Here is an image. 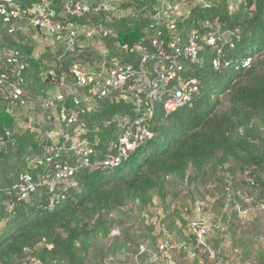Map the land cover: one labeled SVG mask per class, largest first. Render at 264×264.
I'll use <instances>...</instances> for the list:
<instances>
[{
  "label": "trees",
  "instance_id": "trees-1",
  "mask_svg": "<svg viewBox=\"0 0 264 264\" xmlns=\"http://www.w3.org/2000/svg\"><path fill=\"white\" fill-rule=\"evenodd\" d=\"M67 1L55 0L53 8L61 13ZM75 1L92 9L72 19L99 35L82 37L72 50L44 35L53 45L36 55L26 35L9 34L1 20L0 38L2 49L18 51L28 62L19 83L28 97L38 102L60 89L68 111H78L92 161L115 154L120 125L139 114L115 95L92 100V111L75 105L82 89L73 70H99L103 58L138 64L133 50H153L159 30L153 17L167 5L180 4L184 15L176 18L174 32L160 28L159 39L168 47L179 38L181 46L197 34L198 61L170 64L183 65L181 75L196 80L200 93L168 117L157 108L152 137L120 167L90 171L62 136L56 153H47L53 142L42 133L67 130L65 122L9 102L0 88V264H264V0ZM209 34L216 35V47L203 40ZM6 68L7 81H18L14 67ZM58 164L76 173L51 192ZM27 178L37 189L23 199L20 186ZM152 210L158 220L149 219ZM213 214L211 228L199 218ZM193 221L207 225L206 246ZM164 243L175 247L161 251Z\"/></svg>",
  "mask_w": 264,
  "mask_h": 264
},
{
  "label": "built area",
  "instance_id": "built-area-1",
  "mask_svg": "<svg viewBox=\"0 0 264 264\" xmlns=\"http://www.w3.org/2000/svg\"><path fill=\"white\" fill-rule=\"evenodd\" d=\"M55 0H0V20L4 26L10 27L9 34H14L17 30L22 34L31 33L35 29L45 36H50L55 43L67 45L68 50H72L82 37L87 39L95 38L99 35L97 29L80 28L74 16L81 17L91 13V6L83 1H67L61 13L53 8ZM178 6L167 5L153 17L155 25L158 27L157 37L152 42L153 50L139 46L136 51L140 56L136 65L123 63L118 60L102 62V67L97 70L88 67L82 70L76 66L73 70V80L75 85L82 89L81 98L75 97L74 103L80 106L82 103L87 111H92L94 105L92 100L108 97L115 98L117 102L132 103L138 112L137 118L128 124H121L123 127L115 154L109 153L103 161H92L95 152L90 147L89 141L83 136L87 134L84 123H79L78 111H68L65 106V95L59 90L56 94L42 101L36 102L28 97L25 91L19 86L23 83L21 73L28 66L24 57L15 50H0V88L6 92V99L9 102H20L22 105L35 110L41 108L50 112L55 123L65 122L67 130L53 129L45 131L43 137L51 140L53 145L47 148V153H56L54 145L59 139L64 137L71 142V150L79 158L80 167L90 169H115L120 167L128 156L136 152L147 139L152 137L151 124L155 118L157 108L163 112L165 117L190 105L200 93V88L196 80L189 76L183 77L181 73L184 67L181 64L172 65L170 62L176 59H189L191 64L198 61L201 47L198 44L196 33L191 35L188 44L177 45L181 39L176 38L173 44L166 46V43L159 38L163 32L160 28L168 31L176 30V18L180 17ZM210 47H216L217 38L214 34H209L203 38ZM170 49V50H168ZM251 60L244 62L245 66L250 65ZM228 64L226 63L225 66ZM13 66V73L18 77L15 83L8 82L7 68ZM213 67L219 70L221 63L216 60ZM188 71V70H187ZM53 76V72L49 73ZM69 91H76V87H67ZM28 105V106H27ZM83 109L81 113L86 111ZM79 123V125H78ZM52 125V123H49ZM39 133H41L39 131ZM9 136V133H7ZM3 141H0V151L3 148ZM114 148V147H113ZM110 149V152L114 149ZM58 156V154H56ZM76 169L61 164L55 167V176L48 183L51 192L54 191L57 183L67 181L74 176ZM71 186L76 187V183ZM21 197L28 198L29 194L36 192V185L29 178L20 186ZM192 229L199 242L206 246L208 234L207 225L198 222L192 223ZM175 247V244L164 243L161 251ZM33 264H40L39 261L32 260Z\"/></svg>",
  "mask_w": 264,
  "mask_h": 264
},
{
  "label": "rangeland",
  "instance_id": "rangeland-1",
  "mask_svg": "<svg viewBox=\"0 0 264 264\" xmlns=\"http://www.w3.org/2000/svg\"><path fill=\"white\" fill-rule=\"evenodd\" d=\"M177 6H178V13L180 14L178 16L181 17L182 15H184V10H183V8H182V6L180 4H177L174 7H177ZM43 36H44V34L40 35V34H37V33H26V37L30 40L31 45L35 48V52L34 53L36 55H39V53L41 51L45 50L47 48V46H49V45L52 46L53 45L52 43H48V41L46 39L42 38ZM1 42H2V38H0V50L4 46V42H2V43ZM110 146H111V144H110ZM184 196H185V193H183V195L180 198H184ZM207 201H208V203L211 204V203L215 202V199L213 197L212 198L208 197ZM154 208H159V206L156 204ZM152 211L154 212V214H153V216L149 215L148 216L149 219L158 220V219H156L157 218V216H156L157 212H155L154 210H152ZM210 213L211 212H208V214H210ZM199 218L202 219L211 228V226H212L211 225L212 224L211 220L214 218V214L210 215L209 217H203L202 216V217H199ZM116 231L119 232L120 229H116ZM212 234H213V232H212Z\"/></svg>",
  "mask_w": 264,
  "mask_h": 264
}]
</instances>
